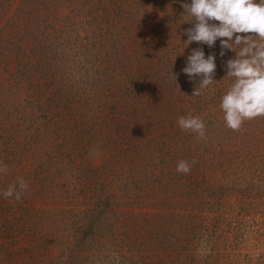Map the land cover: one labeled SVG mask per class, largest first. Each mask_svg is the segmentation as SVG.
Masks as SVG:
<instances>
[{"label":"rangeland","instance_id":"1","mask_svg":"<svg viewBox=\"0 0 264 264\" xmlns=\"http://www.w3.org/2000/svg\"><path fill=\"white\" fill-rule=\"evenodd\" d=\"M186 3L0 0V264H264V117L226 126L236 54L185 43Z\"/></svg>","mask_w":264,"mask_h":264},{"label":"clouds","instance_id":"2","mask_svg":"<svg viewBox=\"0 0 264 264\" xmlns=\"http://www.w3.org/2000/svg\"><path fill=\"white\" fill-rule=\"evenodd\" d=\"M182 7L184 13L181 18L185 15L193 17V20L185 22L193 24L184 33L188 37L187 45L197 42L213 48L219 40L220 56L223 57L228 50L236 54L226 62V77L235 80L222 97L220 108L226 126L240 132L246 121L264 117V0H191L190 4ZM216 68L215 53L206 57L202 47L193 49L182 69L193 81L196 77L201 78L192 96H200L202 89L216 82ZM177 123L182 130L197 134L198 139H206V124L199 116H180ZM194 163L180 160L176 171L190 174ZM8 171V166L0 163V174ZM28 189V182L17 177L16 183L2 195L5 199L14 196L19 201Z\"/></svg>","mask_w":264,"mask_h":264},{"label":"trees","instance_id":"3","mask_svg":"<svg viewBox=\"0 0 264 264\" xmlns=\"http://www.w3.org/2000/svg\"><path fill=\"white\" fill-rule=\"evenodd\" d=\"M97 9V8H96Z\"/></svg>","mask_w":264,"mask_h":264}]
</instances>
